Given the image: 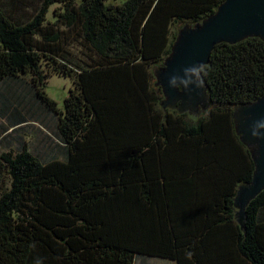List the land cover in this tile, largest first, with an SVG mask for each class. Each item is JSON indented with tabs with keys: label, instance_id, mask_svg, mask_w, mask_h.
Returning a JSON list of instances; mask_svg holds the SVG:
<instances>
[{
	"label": "trees",
	"instance_id": "trees-1",
	"mask_svg": "<svg viewBox=\"0 0 264 264\" xmlns=\"http://www.w3.org/2000/svg\"><path fill=\"white\" fill-rule=\"evenodd\" d=\"M4 1L0 82L27 78L62 154L0 153V264H264V189L243 226L234 217L254 166L232 120L264 94V42L215 45L201 69L211 106L196 118L161 108L152 73L178 28L223 0ZM51 74L72 80L61 110L44 90Z\"/></svg>",
	"mask_w": 264,
	"mask_h": 264
},
{
	"label": "water",
	"instance_id": "water-1",
	"mask_svg": "<svg viewBox=\"0 0 264 264\" xmlns=\"http://www.w3.org/2000/svg\"><path fill=\"white\" fill-rule=\"evenodd\" d=\"M251 37L264 42V0H223L202 20L180 26L162 65L152 69L154 85L163 95L161 108L194 118L205 114L211 100L201 69L212 50L221 42L234 44ZM232 120L254 166L251 180L239 183L233 197L234 217L243 226L246 207L264 189V94L235 105Z\"/></svg>",
	"mask_w": 264,
	"mask_h": 264
},
{
	"label": "rangeland",
	"instance_id": "rangeland-1",
	"mask_svg": "<svg viewBox=\"0 0 264 264\" xmlns=\"http://www.w3.org/2000/svg\"><path fill=\"white\" fill-rule=\"evenodd\" d=\"M108 1L120 3L123 0ZM4 2L7 8L11 7L7 0ZM57 8L59 6L56 4L50 7L48 20H53L51 12ZM25 9L29 15L33 7H25ZM64 47L69 50L71 57L86 59L83 54L84 48L78 42ZM70 87H72L70 77L51 74L47 78L44 90L61 110ZM17 113L24 116L26 121L15 124ZM55 132V114L46 111L37 103L26 77L0 82V153L17 150L22 143H25L30 150L40 153L45 158L59 157L62 154V148H59L60 144ZM134 264H175V262L164 258L137 255Z\"/></svg>",
	"mask_w": 264,
	"mask_h": 264
}]
</instances>
